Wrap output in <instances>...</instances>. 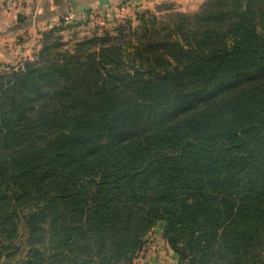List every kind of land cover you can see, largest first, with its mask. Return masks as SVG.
I'll use <instances>...</instances> for the list:
<instances>
[{"label": "trees", "instance_id": "obj_1", "mask_svg": "<svg viewBox=\"0 0 264 264\" xmlns=\"http://www.w3.org/2000/svg\"><path fill=\"white\" fill-rule=\"evenodd\" d=\"M58 29L0 72V260L133 264L160 224L178 264H264V0Z\"/></svg>", "mask_w": 264, "mask_h": 264}, {"label": "rangeland", "instance_id": "obj_2", "mask_svg": "<svg viewBox=\"0 0 264 264\" xmlns=\"http://www.w3.org/2000/svg\"><path fill=\"white\" fill-rule=\"evenodd\" d=\"M15 1V0H14ZM153 1V0H152ZM203 1V0H202ZM200 1L198 4L193 5V7H187L186 9H180L176 5L174 1L171 0H154L151 3H145L144 7L138 8V10L150 8L154 9V6L161 3V2H170L172 7H175L178 10L182 11H192L198 8L199 4L202 2ZM9 0H0V9H6L8 6ZM134 3L136 1H133ZM103 3V4H102ZM16 5V2L14 3ZM131 6V4L128 3ZM137 6V3L132 4ZM110 5L108 6L104 2L96 5V7H81L77 10H72L71 7H68L62 14L54 19L50 20V23L45 25L42 32L54 27L58 26V30L56 34L61 36V39L68 44H72L76 40L82 39L86 36H91L92 34H102L105 30L112 32L115 26L121 22L124 18L133 16L134 9L124 8L123 12L117 14L116 11L110 9ZM74 14L72 18L65 19L66 16ZM23 22L17 19V25L21 26ZM4 24L8 25V18L1 17L0 18V28H4ZM39 43V42H38ZM40 45V43H39ZM39 48V46L37 47ZM38 50V49H37ZM37 50H35L36 53ZM31 54V57L33 55ZM29 57V58H31ZM21 62L18 60L10 62L0 61V72H7L10 66L17 68ZM152 231V236L150 239H147L144 242L145 248L142 250L143 255L141 258H136L133 260V264H143V262H147V264H178L177 258L175 253L172 249L167 245L164 241L163 237H161V225L157 224ZM22 239L17 240L21 242ZM143 245V246H144ZM148 248L146 249V247ZM143 248V247H142ZM22 247L19 248V252L16 254L8 257L3 256L0 260V264H18L19 258L23 254ZM155 254V255H154ZM173 254V255H172ZM264 256V255H263ZM175 260V263H174ZM146 264V263H145Z\"/></svg>", "mask_w": 264, "mask_h": 264}, {"label": "crops", "instance_id": "obj_3", "mask_svg": "<svg viewBox=\"0 0 264 264\" xmlns=\"http://www.w3.org/2000/svg\"><path fill=\"white\" fill-rule=\"evenodd\" d=\"M9 1L10 2H8L6 9H0V18H8V25L4 24V28H0V61H8L12 63L15 60L22 62L24 59L31 57V54L38 49V42L41 37V30L43 27L49 24L51 19H54L62 14L68 7H71L72 10H77L81 7L92 8L96 7V5L101 2H104L108 6H111V10L116 11L117 14L120 15L119 13L123 12V10H125L124 8H135V10H137L140 7H144L145 3H151L154 0H73L75 3L74 8L71 5V0ZM133 1H136L135 3H137V6L132 5L135 4ZM171 1H174L178 8L186 9L187 7H193V5L198 4L202 0ZM15 2L16 5H14ZM128 3L131 4V6L128 5ZM17 19L23 22V26H18L16 24ZM152 231L146 235V240L150 239ZM144 248L145 245L142 250ZM147 248L148 246L146 249ZM142 250L136 258L139 259L142 257ZM144 263L147 264V262Z\"/></svg>", "mask_w": 264, "mask_h": 264}, {"label": "built area", "instance_id": "obj_4", "mask_svg": "<svg viewBox=\"0 0 264 264\" xmlns=\"http://www.w3.org/2000/svg\"><path fill=\"white\" fill-rule=\"evenodd\" d=\"M73 15H74V14H71V15H69V16H66L65 19L72 18ZM138 254H139V253H138ZM136 257H137V256H136ZM143 264H145V263L143 262Z\"/></svg>", "mask_w": 264, "mask_h": 264}, {"label": "water", "instance_id": "obj_5", "mask_svg": "<svg viewBox=\"0 0 264 264\" xmlns=\"http://www.w3.org/2000/svg\"><path fill=\"white\" fill-rule=\"evenodd\" d=\"M71 5H72V7L74 8V6H75V3H74V1H73V0H71Z\"/></svg>", "mask_w": 264, "mask_h": 264}]
</instances>
